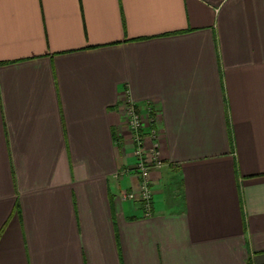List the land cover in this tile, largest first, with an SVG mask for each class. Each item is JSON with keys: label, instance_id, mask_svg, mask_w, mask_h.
<instances>
[{"label": "crops", "instance_id": "obj_1", "mask_svg": "<svg viewBox=\"0 0 264 264\" xmlns=\"http://www.w3.org/2000/svg\"><path fill=\"white\" fill-rule=\"evenodd\" d=\"M0 264H264V0H0Z\"/></svg>", "mask_w": 264, "mask_h": 264}, {"label": "built area", "instance_id": "obj_2", "mask_svg": "<svg viewBox=\"0 0 264 264\" xmlns=\"http://www.w3.org/2000/svg\"><path fill=\"white\" fill-rule=\"evenodd\" d=\"M149 112V111H148ZM148 112L145 109L140 108L138 105L133 102L127 101L124 105V112L122 115L123 122L126 123L131 134L133 136V141L137 145L135 148V154L138 158L136 169L138 171V176L140 178L139 189L135 192H123L122 199L125 201H132L139 204H143L146 208L149 207L150 200L152 199L153 193L150 187V173L152 169H161L164 166L163 161L160 157L159 152V142L158 130L152 129L150 131V136L153 140L152 146L147 149V154L149 155V163H146L144 150V137L143 130L149 123L158 122V116L151 118L149 117Z\"/></svg>", "mask_w": 264, "mask_h": 264}, {"label": "rangeland", "instance_id": "obj_3", "mask_svg": "<svg viewBox=\"0 0 264 264\" xmlns=\"http://www.w3.org/2000/svg\"><path fill=\"white\" fill-rule=\"evenodd\" d=\"M123 124L126 126V128H128V126L126 125V123L125 122H123ZM129 129V128H128Z\"/></svg>", "mask_w": 264, "mask_h": 264}]
</instances>
